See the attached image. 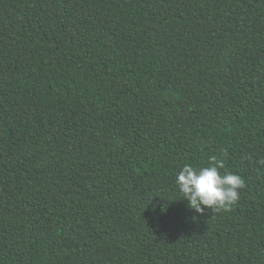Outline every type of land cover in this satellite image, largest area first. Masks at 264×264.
<instances>
[{"label": "trees", "instance_id": "1", "mask_svg": "<svg viewBox=\"0 0 264 264\" xmlns=\"http://www.w3.org/2000/svg\"><path fill=\"white\" fill-rule=\"evenodd\" d=\"M0 264H264V0H0Z\"/></svg>", "mask_w": 264, "mask_h": 264}, {"label": "clouds", "instance_id": "2", "mask_svg": "<svg viewBox=\"0 0 264 264\" xmlns=\"http://www.w3.org/2000/svg\"><path fill=\"white\" fill-rule=\"evenodd\" d=\"M224 168V161L212 155L206 166L196 168L185 164L176 173V187L181 198L187 201L189 210L201 214L206 208L227 211L238 202L245 181L236 173H222L220 170Z\"/></svg>", "mask_w": 264, "mask_h": 264}]
</instances>
